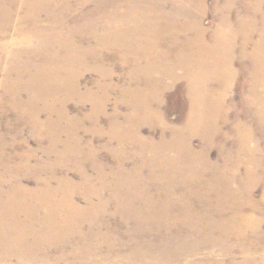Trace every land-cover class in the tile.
<instances>
[{
  "label": "bare ground",
  "instance_id": "1",
  "mask_svg": "<svg viewBox=\"0 0 264 264\" xmlns=\"http://www.w3.org/2000/svg\"><path fill=\"white\" fill-rule=\"evenodd\" d=\"M202 1L186 0L185 2L191 5L202 4ZM237 1L226 0L225 6L228 7H223L219 23L220 28L214 34L212 42L208 44L205 39V30L201 26L199 18H193L181 27H174L169 24L170 20L179 16H185L188 19L189 15L197 17L196 14H187L181 7L172 14H166L164 7L160 4L161 2L156 0H79V2L78 0H0V27L10 28L14 18L19 24L15 33L13 31L14 37L12 36L13 38L8 42L4 41L5 36L3 37L4 34L0 33V64H6V69L0 73V88L4 92V96H7L14 104L16 102L14 99L19 96L20 90L28 93L26 104L29 108L34 105L35 101L44 100L46 96L53 98L59 93L64 97L76 94L79 91L77 74L85 68L86 59L92 60L95 70H99L104 67L105 61L118 58L122 64L131 66L130 71L134 86L127 88L124 96L130 102L135 113L130 117L132 120L140 118L142 121H151L153 124L160 120L159 111L153 109V104L160 101V89L168 86V80L176 82L184 79L187 82L190 108L185 126L172 129L171 134L174 139L168 142L166 146V151L176 153L177 158L164 157L161 153L162 146L158 149L159 143L143 144L144 141L142 142V139L136 137L132 139L133 143L130 142L137 144L138 148L140 147L144 152L146 151L144 159H147L146 156L155 157V164L151 166V171H161L163 178L175 180L174 182L160 183L159 180H156L150 184L136 175L135 180H128L122 176L112 180L111 183V181H105L104 173H98L97 188L90 184L92 181H89L90 179L84 174L78 184L71 182L67 177H56V182H53L55 186H52L51 180L46 181L40 192L28 191L19 184H14L8 191H5L0 183V258L14 257L22 260L23 264H34L40 258L49 257L51 252L49 248H57L64 253L68 245L72 243V241L68 242V239L73 237L76 232L78 234L81 231L80 224L85 221L94 222V216L102 210V207L106 206V202L108 204L107 199L101 200L102 198L96 195V198H99L98 203L88 200L86 194L90 196V191L93 193L92 187L94 193L100 196V193H108L111 190L114 193L112 200L117 207H123L117 209H121L125 216L129 215V212L132 215H138L139 211H142V220L135 217L132 222L134 224L140 223L138 225L142 223L144 226L150 224L172 226L171 223L173 222L170 219L175 221L176 216L174 217V213L170 211L173 207L171 195L177 187H185L190 190V186L198 181L203 182L205 184L203 188L205 187L208 191L211 189V185H220L221 188L217 190L230 198L241 197L242 194L250 197V189H247V185H243L244 182H239L235 174H223L221 176L212 172L213 182L206 184L203 176L212 169L207 160V151L203 149L204 151L198 154L190 147L192 138L197 135L202 138L207 148L224 142L220 135L223 133L222 129H226L225 126L229 123L225 112L235 107L228 96L229 85L233 79L231 78V69L236 62L245 67V61H250L252 64V82L245 104L249 105L250 110H253L254 116L248 112L250 116L249 118L245 116V119H251L253 123H250V120H242L240 117L233 121L236 126V138H240L238 151L234 153V159H232L233 154L227 156L223 166L233 164V167L238 168L237 165L244 163L246 171L242 169L248 177L246 180L256 177V181L260 177L258 168L264 164V156L261 157L262 147L260 148L257 139H255L253 129L260 127L264 134V81L257 78L254 72L260 68L261 63L258 61L263 60L262 63L264 64V0L254 2L251 7L253 13H250V18L246 21L236 22L235 27L232 26L230 29V14L233 13V10L229 5L235 4ZM89 3L94 6L85 11L84 8ZM244 3L250 4L249 1ZM74 4L82 5L81 10L83 12L79 18H82L84 23H77L78 17L70 21L66 20ZM118 5H121L119 11L115 8ZM183 6L185 7V5ZM19 10H22V13ZM43 12L48 19V24L45 25L40 20V14ZM258 17H260L259 24L256 22ZM71 22L76 24L71 26ZM12 26L14 25L12 24ZM164 29H170L176 34L184 35L187 32L193 34L182 42H178L179 44L170 45L168 41H162L158 38L159 33L163 32ZM255 32H258L259 38L253 41L252 37ZM239 42L240 49L235 62L234 48ZM250 42L253 45L251 53L247 51V44ZM161 47L162 50L156 54L153 53ZM169 55H175L173 66L162 65V58L163 60L167 59ZM29 56H32L33 59L36 57L35 63H32ZM172 67L182 69L183 74L177 75ZM208 68L215 71L213 78L220 81L222 85L218 89L207 85L206 72ZM102 77L105 78V76ZM140 84L144 87H140ZM86 96L96 97L90 93ZM27 107L26 110L29 109ZM225 109L226 111H224ZM33 117L35 118L36 114ZM133 129L135 131V127L129 125L127 131L130 132ZM165 142L167 141L165 140ZM218 142L221 143L218 144ZM196 164L200 165V172L199 169L196 171ZM193 171L199 174L194 176ZM262 171L261 175L264 174V169ZM196 179L198 180L196 181ZM234 182L240 183L239 190H234ZM81 187L86 190L84 196L87 197L88 208L81 207L74 201V194ZM211 190L214 191L215 189ZM153 193H156L157 197ZM29 197L34 200V205L27 203ZM237 204L230 207V209L235 210L233 212L236 218L237 210L240 211L242 203L240 206ZM257 207L255 204L253 210L258 209ZM190 215L192 214L190 213ZM239 217L243 220L238 222L240 223L238 226L242 227H208L206 230L198 226L190 227V232L199 234V238L194 240L193 246L188 247L187 240L183 242L187 245L185 249L175 247L172 253L151 249L155 253L153 259H156L157 264H257L251 256L236 262L233 254L234 248L231 246L228 248L225 244L233 238L237 240V245L241 246L242 254L250 255L247 250L254 243L248 246L242 242L245 236L244 230L248 229L249 227L246 226L249 225H255L251 228L257 241L262 238L259 221L256 222L254 219L253 221L252 218L248 220L250 216L248 218ZM73 225L76 228H73ZM224 225L230 226L231 223L225 222ZM174 228L166 227L171 236ZM110 229L111 227L107 228V230ZM156 229L158 230L159 227ZM98 235L103 239L109 237V235L104 236L99 232L96 233L95 237L98 238ZM167 239L176 241L173 237L172 239L167 237ZM208 246L217 249H210L209 255H204L201 260L198 258L184 262L176 256L179 252L189 255L192 249L207 248ZM100 248L93 244L88 247V250L89 253H92ZM189 248L190 250H188ZM152 251L147 252L146 257H151ZM134 254H137L136 257L142 255L139 252L135 253V251ZM165 259L169 261L166 262Z\"/></svg>",
  "mask_w": 264,
  "mask_h": 264
},
{
  "label": "rangeland",
  "instance_id": "2",
  "mask_svg": "<svg viewBox=\"0 0 264 264\" xmlns=\"http://www.w3.org/2000/svg\"><path fill=\"white\" fill-rule=\"evenodd\" d=\"M156 1L159 3L161 2L160 4L164 7L166 14H172L180 7L185 10L187 14H196L197 17L195 15H189L188 19L185 16H179L170 20L169 24L174 27H181L188 23V21L193 20V18H199L200 24L205 30V39L208 44L212 42L214 34L220 28L219 23L222 17L223 7H228L227 5L225 6L226 0H203L202 4L197 3L191 5L186 3V0ZM248 1L250 4L246 5L244 2ZM257 1L258 0H238L235 4L229 5L233 10V13L230 14V29H232V26L233 28L235 27V24H237L236 22L246 21L250 18L253 13L251 7L254 5V2ZM90 4L91 3L84 8L85 11L94 6ZM74 5L70 13L71 16L68 15L66 20L70 21L78 17L76 22L84 23L85 21L79 18V15H82L83 12L81 10L82 5ZM183 5H185V7ZM200 6L202 8H199ZM115 8L119 11L121 5ZM19 11L22 13V10ZM40 16V20L43 22L42 24H48L45 13H41ZM97 16L99 17V15H96V17ZM12 22L10 28L7 27L9 29L3 26H1L3 28L0 27V33L2 35L4 34L3 37H5L3 39L6 42L14 37L13 31L15 33V30L19 27L18 21H16L15 18ZM256 22H258V24L260 23V17L257 18ZM71 23V26L76 24L74 22ZM12 24L14 26H12ZM192 34V32H187L184 36L182 34H176L170 29H164L163 32L159 33L158 38L162 41H168L170 45H176ZM258 36V32H255L252 40H258ZM75 38L77 37L75 36ZM252 48L253 45L251 42L247 44V51L249 53L252 52ZM239 49L240 42L236 45V48H234L235 62ZM160 50H162V47L158 48V51L155 50L153 53L156 54ZM174 56L169 55V58L164 60L162 58V65L166 64L173 66ZM29 58H31L30 60L32 63H35L37 60L36 57L33 59L32 56H29ZM211 58L217 59L216 57ZM258 62H260L261 65L254 74L257 78L264 81L263 60ZM93 65L92 60L86 59L85 68L77 74L79 91L76 94L64 97V95L59 93L53 98L46 96L44 100L35 101L31 108L27 107L28 105L26 104V101H28V93L26 91H19V96H21H16L17 98L14 99V101H16L14 104L12 100L4 96L5 94L0 88V160H2L0 162V183L3 185L5 191H8L14 184H19V186L21 185L22 188L28 191L40 192L46 181L51 180L52 186H55L54 183L58 177H67L71 182L78 184L81 182L80 178L83 174L87 175L88 179H90L89 181H92L90 184H93L92 186L97 188L98 184L96 183L98 182L96 180L98 173H104L106 177L105 181H111V183L113 182L112 180L122 176H125V179L127 178L128 180H135L136 175H139L144 181L146 180V182L150 184L156 180H159L158 182L160 183L175 181L163 178V173L161 171H151V166L155 164V157L146 156L147 159H144L146 151L144 152L140 147L138 148L137 144H132V139L135 137L142 139V142L144 141L143 144H149L150 142L151 145L153 143H159L158 149L162 146L163 150L161 153L164 157L177 158L176 153H168L166 151V146L168 142L174 139L171 134L173 131L172 129L183 127L190 111L187 82L184 79L176 82L168 80V86L160 89L161 99L159 102L157 101L154 103L155 106L153 104V109L159 111L161 118L158 117L160 120L153 124L151 121H142L140 118L135 120L130 118L132 114L135 113L131 108L130 102L126 100L124 96L127 88L134 86L130 65L122 64L118 58L105 61L104 67L99 70H95ZM146 68L142 69L145 70ZM4 69H6V64L2 63L0 66V73ZM172 70L177 75L183 74V70L180 68L176 67ZM251 70L252 64H250V61H245V67H242L240 63L238 64V62H236L231 69V78L233 79H230L231 85L228 84L230 87L228 96L235 107L227 111L226 109L224 110L226 111L225 113H227L225 116L229 119V123L225 126L226 129H222L223 133L220 135L221 139H224V142H218V144H221L207 148L202 138L197 135L192 138L190 143V147L198 152V154L202 153L204 150L207 151V160L210 162L212 169L208 170V172L206 171L207 173L203 176L206 184L213 182L212 172H216V174L221 176L223 174H235L236 177H238V181L244 182L243 185H247V189H250V197L242 194L241 197L237 196L230 198L221 194L223 192L217 190L221 188L220 185L214 186L213 184L214 187L211 185L210 188L215 190L212 191L209 189L208 191L205 187L203 188L205 184L198 181L190 186V190L185 187H177L171 195L170 199L172 200L173 207L170 211L174 213V217L176 216L175 221L170 219V221L173 222L171 223L173 224L172 226L167 224H160V226L159 224H150L144 226L142 223L138 225L140 223L136 222L134 224V222H132L135 220V217L142 220V211H139L138 215H132L131 212H129L130 214L125 216L121 212V209H117L123 207H117L112 200L114 193L111 190L108 193H100V196L94 193V188L91 186L93 193L90 191L89 194L91 195L88 196L85 188L81 187L74 194V201L79 206L85 208L87 206L89 207V205H87V197L90 202L92 200L93 203H98L99 198H96V196L102 198L101 200L107 199L108 204L106 202V206L102 207V210L98 211L97 215L94 216V222L85 221L80 224V227H82L81 231L78 234L76 232L73 237L68 239V242L72 241V243L68 245L64 253L57 248H49L51 251L49 257L40 258L39 261L34 264H157L156 259H153L155 253L152 250L172 253L175 247L185 249L187 245L183 244V242L187 240L188 247H190V245L193 246L194 240L199 238V234L190 232V227H203V230H206L208 227H242L238 226L240 225L238 222L243 220L239 216H243L244 218L250 216L248 220L252 218V220L254 219L256 222L259 221L262 240L260 239L257 241V238L253 236V229L251 226L255 227V225H249L246 226L249 228L244 230L245 239L243 238L242 242L244 245L246 244L248 246L254 243L247 250L250 255L242 254L241 246H238L237 240L233 238L225 242L226 246H228V248H230V246L234 248L233 254L236 262L241 261L244 257L251 256L252 260L254 259L257 264H264V174L261 175L264 164L258 168L260 177L259 179L257 178L258 180L256 179V181V177H251L252 179L246 180L248 177L245 172L246 166L244 163L237 165L238 168L233 167V164L223 166L226 157L233 154L232 159H234V153L238 151V142L240 138H236V126L233 121L237 117H240L242 120H250V123H253L251 119H245V116L248 118L250 115L254 116V113H252L253 110H250L249 105L247 106L245 104V99L250 91V84L252 82ZM214 73L215 71H213V69H207V85L218 89L222 85L220 81L213 78ZM102 76H105V78ZM140 87L144 86L140 84ZM88 93L95 95L97 98L87 97L86 94ZM12 105L16 107L14 108ZM26 107L29 109L26 110ZM248 112H250V115ZM35 114L36 119L33 117ZM129 125L135 127V131L133 129L128 132L127 128ZM253 132L255 133L254 136L260 148L262 147L261 151L263 152H261V157H263V129L258 127L255 130L253 129ZM165 140L167 142H165ZM195 166L196 171L199 169L200 172V165L196 164ZM193 172L194 176L199 174L195 171ZM197 180L198 179H196V181ZM233 187L234 190H239L240 183L234 182ZM150 188H152V185H150ZM152 191L154 192L153 189ZM85 194L87 197L84 196ZM153 194L157 197L156 193ZM27 203L34 205V200L29 197ZM235 203H238L237 205L239 206L241 205L240 203H242L240 211L235 207L238 211V215H236L237 218L233 212L235 210L230 209V207L236 206ZM253 204H256L258 209L255 208L256 210H253ZM190 213L192 215H190ZM225 222L231 223V225H224ZM72 227L76 228L75 225ZM109 227H111L112 230H107ZM157 227H159L158 230L156 229ZM166 227H175L172 231V236ZM98 232L104 236L109 235L108 239H103L99 235L98 238L95 237ZM167 237L171 239L173 237L176 241H171L167 239ZM93 244L101 248L96 252L89 253L88 247ZM243 244L240 243V245ZM196 247L198 248L199 246ZM197 248L192 250L189 248L188 250L191 251L189 255H186L184 252H179L176 256L184 262L190 259L197 260L198 258L201 260L204 255H209L210 249H217L212 246ZM134 251L142 255L136 257L137 254H134ZM149 251H152V255L151 257H146V253ZM164 261L168 262L169 260L165 259ZM0 264H23V261L14 257L0 258Z\"/></svg>",
  "mask_w": 264,
  "mask_h": 264
}]
</instances>
